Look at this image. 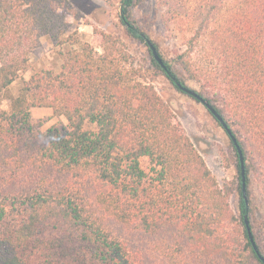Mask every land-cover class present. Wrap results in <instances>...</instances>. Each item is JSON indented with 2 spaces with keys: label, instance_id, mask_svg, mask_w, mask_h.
<instances>
[{
  "label": "trees",
  "instance_id": "obj_1",
  "mask_svg": "<svg viewBox=\"0 0 264 264\" xmlns=\"http://www.w3.org/2000/svg\"><path fill=\"white\" fill-rule=\"evenodd\" d=\"M141 3L121 0V21L150 58L95 29L101 51L62 52L60 72H35L0 105V264H264L252 194L264 198V0H158L171 59ZM71 17L70 0H0L1 88L43 35L63 43ZM151 75L199 85L242 149L244 176L230 137L239 181L220 184ZM34 107L68 122L44 130Z\"/></svg>",
  "mask_w": 264,
  "mask_h": 264
},
{
  "label": "rangeland",
  "instance_id": "obj_2",
  "mask_svg": "<svg viewBox=\"0 0 264 264\" xmlns=\"http://www.w3.org/2000/svg\"><path fill=\"white\" fill-rule=\"evenodd\" d=\"M70 1L78 12V17L69 18L71 26L67 34L62 37L63 43L55 44L49 34L42 36L41 45L33 51L27 67L21 71L19 77L6 89L0 86L2 108H10V97L21 94L23 80L30 78L35 72L45 67L60 72L63 63L62 52L81 49L87 42L101 51L95 29L119 35L138 58L143 60L150 58L148 46L131 37L126 25L121 21V0ZM157 2L158 0H143V3L136 8L135 15L140 25L160 45L165 56L171 59V50L176 39H172L167 32L164 11L157 7ZM151 78L161 97L175 111L220 184L229 180L239 181V170L236 162L232 160L234 152L231 139L205 104L188 93L178 90L165 75L156 77L151 75ZM187 85L197 91L200 89L193 80H187ZM32 115L35 120L43 121L44 130L53 124L68 122L65 116L55 115L53 109L49 107H34ZM252 192L257 212L260 217H264V198L255 186H252Z\"/></svg>",
  "mask_w": 264,
  "mask_h": 264
},
{
  "label": "water",
  "instance_id": "obj_3",
  "mask_svg": "<svg viewBox=\"0 0 264 264\" xmlns=\"http://www.w3.org/2000/svg\"><path fill=\"white\" fill-rule=\"evenodd\" d=\"M149 42V46L155 56V58L158 60V62L160 64H162L163 66L166 67L163 58L161 57L158 49L156 48V46L154 45L153 42L148 41ZM167 68V67H166ZM179 88H181L184 92L188 93L191 96H194L195 98H197L199 101H201L203 104H205V106L209 109V111L221 122L222 126L224 127V129L226 130V132L228 133L229 137H231V139L233 140V142L235 143V145L238 148V152L240 155V161H241V168H242V174L244 176L245 174V161H244V156L242 153V149L236 139V137L233 135L231 129L228 127L227 123L225 122V120L223 119V117L220 115V113L215 109V107H213V105H211L208 101H206L196 90H194L193 88H190L189 86L183 85L181 83H178ZM246 192L245 190V185H244V193ZM248 229H249V233L251 236V239L254 242L252 233H251V228L248 225ZM255 245V242H254ZM256 246V245H255ZM264 259V257H262Z\"/></svg>",
  "mask_w": 264,
  "mask_h": 264
}]
</instances>
